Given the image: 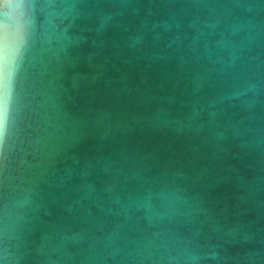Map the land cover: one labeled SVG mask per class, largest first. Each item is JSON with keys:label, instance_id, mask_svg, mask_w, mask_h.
Returning a JSON list of instances; mask_svg holds the SVG:
<instances>
[{"label": "water", "instance_id": "95a60500", "mask_svg": "<svg viewBox=\"0 0 264 264\" xmlns=\"http://www.w3.org/2000/svg\"><path fill=\"white\" fill-rule=\"evenodd\" d=\"M0 264H264V0H0Z\"/></svg>", "mask_w": 264, "mask_h": 264}]
</instances>
